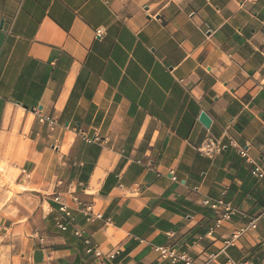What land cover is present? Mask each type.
Listing matches in <instances>:
<instances>
[{
	"label": "crops",
	"instance_id": "1",
	"mask_svg": "<svg viewBox=\"0 0 264 264\" xmlns=\"http://www.w3.org/2000/svg\"><path fill=\"white\" fill-rule=\"evenodd\" d=\"M208 138L220 154L200 153ZM254 165L264 0H0V264H170L157 247L264 264V218L223 251L264 212ZM73 197L103 218L87 223ZM206 200L237 213L217 228Z\"/></svg>",
	"mask_w": 264,
	"mask_h": 264
},
{
	"label": "built area",
	"instance_id": "2",
	"mask_svg": "<svg viewBox=\"0 0 264 264\" xmlns=\"http://www.w3.org/2000/svg\"><path fill=\"white\" fill-rule=\"evenodd\" d=\"M96 34L98 37H101L102 32L97 31ZM38 119L41 123L46 124L50 129H54L57 126V122L51 117L39 116ZM88 142L91 143V141L89 140ZM230 145L236 147L241 157L249 161V156L246 149L236 146L233 140H230ZM199 151L205 156L213 157L221 153L222 143L219 140L208 138L204 141ZM252 175L258 179L264 180V170L257 165H254ZM173 180L176 179L173 178ZM73 201L74 204L79 208L80 212L86 219L87 223H91L95 220H101L103 218L101 214H98L94 211L93 205L90 204L83 205L76 197H73ZM56 202L59 205V212L61 213V217L58 218L57 228L61 232H66L68 231L71 225L72 213L70 211V208L62 201L60 197L58 196L56 197ZM203 205L211 208L220 216V219L216 225L217 228H219L224 222L232 220V218L237 213V211L233 208V206L230 203H227L223 200H219V201L206 200L203 202ZM262 218H264V212L256 220L247 224L244 228L240 229L239 231L233 233L229 239H226L224 241L223 251H226L229 247L235 245V243L248 231L256 229L258 221ZM75 233L76 236L78 237L84 236V233L82 231L77 230L75 231ZM85 245L88 247L86 251L88 255H93L94 257H96V259L104 258L103 253L98 248L92 245L91 240L88 237L85 238ZM156 251L160 253L161 260L168 261L170 264H178V263L193 264V259L187 252H178L168 247H157ZM119 254L120 253L117 252L114 255L109 256L108 259L113 260ZM103 264H108V262H104ZM206 264H211V261L207 262ZM229 264H245V263H237L230 261Z\"/></svg>",
	"mask_w": 264,
	"mask_h": 264
},
{
	"label": "water",
	"instance_id": "3",
	"mask_svg": "<svg viewBox=\"0 0 264 264\" xmlns=\"http://www.w3.org/2000/svg\"><path fill=\"white\" fill-rule=\"evenodd\" d=\"M200 121L204 125V127L210 128L211 120L207 117V115L203 114Z\"/></svg>",
	"mask_w": 264,
	"mask_h": 264
}]
</instances>
